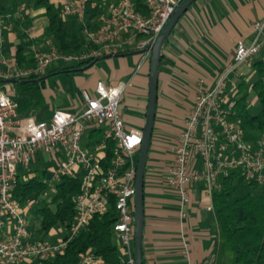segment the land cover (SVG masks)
Wrapping results in <instances>:
<instances>
[{
    "label": "built area",
    "instance_id": "obj_1",
    "mask_svg": "<svg viewBox=\"0 0 264 264\" xmlns=\"http://www.w3.org/2000/svg\"><path fill=\"white\" fill-rule=\"evenodd\" d=\"M90 1L95 0H67L60 13L82 20ZM143 2L145 13L136 10L133 0H116L97 30L85 29L87 38L99 48L67 54L53 45L46 52L33 46L34 64L21 67L15 59L0 56V264L46 259L64 251L91 218L104 214L112 202L118 216L113 231L123 262L135 264V155L142 142L143 128L126 125L120 106L123 84L110 86L99 79L92 92L82 90L80 105L74 111L55 109L49 119H38L34 115L19 114L13 81L41 75L59 60L79 62L102 53L117 54L126 48L140 50L150 46L182 0ZM21 13L22 7H19L16 15ZM6 26L12 27L0 16V32ZM251 26V39H239L236 43L232 67L219 74L212 88L197 83L183 127L173 138V155L162 181L178 195L182 217L186 216L190 189L196 183L204 184L209 199L206 208L214 213L213 192L219 188V177L232 168L264 185V150L244 142L243 128L234 112L238 85L233 83L228 91L225 88L231 68L251 64L258 57L264 63V18ZM33 27L27 29L28 34ZM149 53H142L144 60ZM109 150L110 156H107ZM40 152L49 155L48 160L53 163L46 179L52 191L64 176L80 178L74 220L67 233L55 241L31 240L25 209L14 197L19 178L25 180L24 168ZM5 223L10 230H5ZM183 253L186 257L191 253L185 241ZM216 259L213 254L203 264H215ZM78 264L105 263L88 251Z\"/></svg>",
    "mask_w": 264,
    "mask_h": 264
},
{
    "label": "crops",
    "instance_id": "obj_2",
    "mask_svg": "<svg viewBox=\"0 0 264 264\" xmlns=\"http://www.w3.org/2000/svg\"><path fill=\"white\" fill-rule=\"evenodd\" d=\"M53 1L57 2L61 11L67 0ZM232 1L233 3L229 0H208L205 5L195 0L175 24L161 49L157 76L158 105L154 123V129L156 127L160 132L154 134L153 129L147 158L152 160L151 164L157 165L158 170L149 172V175L146 167L145 173L142 240L144 264H203L213 254L217 257L216 261H219L220 243L214 241L218 236L214 233L215 225L211 223L216 220L214 213L206 208L209 199L204 192V184L196 183L191 187L190 201L185 207L186 216L182 217L179 197L166 187L162 175L165 174L172 158L173 138L183 127L186 112L196 93L197 83L201 82L204 88H212L219 74L234 64L237 41H249L253 34L252 23L264 18V0ZM35 13L37 11L31 10V14ZM45 20L44 16L35 19L31 36L37 37L42 33L47 23ZM20 46L16 33L7 26L3 27L0 32V56L15 59L14 55ZM51 46L50 41H41L34 47L46 52ZM137 50L134 48L129 52H119L118 54H129L100 60L87 69L79 70L80 73H60L54 78V87L50 82L45 87L49 85L52 95L56 96L54 90L59 87V78L68 75L75 82V93L69 88H65L63 92L60 90L68 103L48 106L44 87L46 106L36 113L23 111L28 102L19 95L21 82H13L19 114L49 119L51 116L44 117L47 110L74 111L80 105L82 90L92 92L97 80L101 79L110 86L123 84L121 106L126 125L143 128L145 119H136L126 114L132 110L144 114L145 118L151 53L144 60L142 53L135 52ZM101 62L102 65L99 64ZM252 68L253 62L231 68L227 75L226 90L228 91L233 83L238 85L241 76L250 78L253 74ZM164 135L168 138L163 137ZM44 159L46 158L40 152L32 163L38 167ZM43 162L50 164L48 159ZM149 164L147 161V166ZM199 165L198 160L197 166ZM51 168L52 166L46 170L48 176ZM153 183L155 186H148ZM5 227V230H10L6 223ZM32 227L29 220L30 236L33 235ZM184 241L190 246L191 253L188 257L183 253Z\"/></svg>",
    "mask_w": 264,
    "mask_h": 264
},
{
    "label": "trees",
    "instance_id": "obj_3",
    "mask_svg": "<svg viewBox=\"0 0 264 264\" xmlns=\"http://www.w3.org/2000/svg\"><path fill=\"white\" fill-rule=\"evenodd\" d=\"M133 1L136 10L147 12L143 0ZM115 2L116 0L90 1L84 19L81 20L75 15L62 16L60 7L53 0H0V16L12 26L11 30L16 33L21 44L14 55L17 64L20 67L34 64L32 47L41 41H50L59 51L67 54L99 48L90 42L84 31L87 28L97 30L109 7ZM19 7H22V13L17 16ZM31 10L37 13L31 14ZM41 16L46 18L47 23L42 33L33 37L27 33V29ZM133 49L134 47L126 48L124 52ZM104 54L106 53L100 55ZM97 57L72 63L59 60L43 74L32 75L20 81L19 95L28 102L23 111L30 114L42 110L46 106L43 88L48 82L54 87V78L60 73H80L76 69L89 65ZM253 60L251 77L240 78L234 112L241 122L244 142L254 149L264 150V145L261 144L264 136V63L260 57ZM252 103L259 105L260 111H251L249 105ZM107 156H110V150ZM53 190L50 191L48 183L37 175L27 180H18L14 197L18 205L25 209L26 218L32 223V241H45V236L57 233L56 227L68 229L74 220V202L80 190V178L64 176ZM212 201L218 234L234 251L231 264H264V185L256 178H246L239 169L232 168L226 175L219 177V188L213 192ZM40 202L42 205H39ZM33 205L36 206L37 215L29 216ZM116 214L117 210L112 202L104 214L91 218L64 251L50 258L31 260L28 264H78L88 251L99 256L105 264H125L113 231V224L118 219ZM215 264H219V261Z\"/></svg>",
    "mask_w": 264,
    "mask_h": 264
},
{
    "label": "water",
    "instance_id": "obj_4",
    "mask_svg": "<svg viewBox=\"0 0 264 264\" xmlns=\"http://www.w3.org/2000/svg\"><path fill=\"white\" fill-rule=\"evenodd\" d=\"M195 0H182V2L175 8L174 12L168 19L161 33L156 40L145 49H140L135 52L143 53L149 51L150 57V70L148 79V96L145 111V122L143 126L142 142L139 147L137 164H136V178H135V194H134V236H133V251L135 264H143V230H144V192H145V173L149 155V149L152 142L153 129L156 117V105L158 98V77L161 49L169 36L171 30L178 22L180 17L187 11ZM129 53L122 54H104L98 56L89 65L76 70H84L93 66L96 62L106 59L117 57L119 55H128ZM15 82V81H13Z\"/></svg>",
    "mask_w": 264,
    "mask_h": 264
},
{
    "label": "rangeland",
    "instance_id": "obj_5",
    "mask_svg": "<svg viewBox=\"0 0 264 264\" xmlns=\"http://www.w3.org/2000/svg\"><path fill=\"white\" fill-rule=\"evenodd\" d=\"M200 2L204 3L205 5L207 4L208 0H199ZM230 3H233L232 0H229ZM40 11V10H39ZM45 22H47V20H45ZM171 36V35H170ZM99 64H103L102 62L99 63ZM71 76H68V75H65L63 76L62 78L60 77L59 80H58V86L59 87H56V89L54 90V95L56 96H53L52 95V92H51V89H50V86L47 85L44 89V92L46 93V96H47V99H48V102H49V105H53L54 107L56 105H59V104H65V103H68L67 99H66V96H64L62 94L63 90L66 88H69V90H71L73 93H75L74 91L76 90V85H75V82L73 81V79L71 80ZM62 90V92L60 91ZM122 105V104H121ZM120 105V106H121ZM121 108H123V106H121ZM249 109L251 111H260V106L257 105V104H250L249 105ZM52 110H47L46 113H45V118H49L52 114L51 112ZM127 115H129L130 117H133V118H136V119H145L144 118V114H139L137 112H133L132 110L126 112ZM154 134H157L159 133L160 131L155 127L154 129ZM163 133V132H162ZM163 137H166L168 138L167 135H164ZM261 144L264 145V136L261 138ZM42 156L45 157L46 159H48L49 155H46V154H43L42 153ZM138 157V154L135 155V158L137 159ZM46 159H44L43 161H45ZM41 162V164H39V166L37 167L35 164L31 163L27 168H24V171L26 173V176L24 177V179H30L32 176L34 175H37L38 177H41L43 178L44 180L47 179L48 177V173L46 172V170H48V168H50L51 166H53V163H51L50 161V164H45L44 162ZM152 160H148V163H150L148 166H147V173L149 172H155L154 170H158L157 168V165L156 164H151ZM152 165V166H151ZM151 173H149L150 175ZM23 179V177H22ZM147 183V182H146ZM148 186H155V184L153 183V185H148ZM50 191H51V188L49 187ZM39 205H42V203L40 202ZM37 212V209H36V206L33 205L30 207V210H29V216H36ZM211 223L213 225H215L214 227V233L216 234V237L214 239L215 243H220L221 241V244L219 245V264H231L232 263V256H233V253L234 251H232L233 249L227 245L226 243H224L222 241V239L220 238V236L218 235V230H217V224L214 220L211 221ZM56 230V234L54 236H45V241H52L55 239H59L61 237H63L66 233H67V228L65 229H58V227L55 228ZM18 264H28L27 262H22V263H18Z\"/></svg>",
    "mask_w": 264,
    "mask_h": 264
}]
</instances>
